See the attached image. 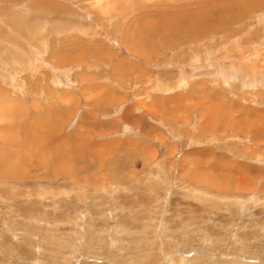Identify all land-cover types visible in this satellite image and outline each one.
I'll return each mask as SVG.
<instances>
[{
	"label": "rangeland",
	"instance_id": "rangeland-1",
	"mask_svg": "<svg viewBox=\"0 0 264 264\" xmlns=\"http://www.w3.org/2000/svg\"><path fill=\"white\" fill-rule=\"evenodd\" d=\"M0 264H264V0H0Z\"/></svg>",
	"mask_w": 264,
	"mask_h": 264
},
{
	"label": "crops",
	"instance_id": "crops-1",
	"mask_svg": "<svg viewBox=\"0 0 264 264\" xmlns=\"http://www.w3.org/2000/svg\"><path fill=\"white\" fill-rule=\"evenodd\" d=\"M228 121V120H227ZM232 121V119L230 118V122ZM232 123H233V121H232ZM235 151H232L230 154H228V156H226V159L224 158V154H223V152H214L213 154H211V156H210V162H211V164L212 163H214V162H216V163H218L219 162V164H218V166L217 165H215V166H217V167H220L221 166V164H220V162L222 161V160H224V161H226V164L229 166V170H230V174L231 173H239V171H238V169H245V170H249V169H252V168H256L257 166H258V164H252V163H250V160L249 159H246V158H244V159H242V157H239V155L240 154H238V155H234L235 153H234ZM238 153V152H237ZM240 153V152H239ZM218 155H221L220 157L221 158H218L217 160H216V158H217V156ZM243 156H244V154H242ZM241 155V156H242ZM223 156V157H222ZM254 158V157H253ZM246 159V160H245ZM214 161V162H213ZM243 161V162H242ZM215 163V164H216ZM226 165V166H227ZM220 168H222V166L220 167ZM219 168V169H220ZM241 169V170H242ZM243 169V170H244ZM240 170V171H241ZM244 170V171H245ZM220 171H221V169H220ZM217 176V175H216ZM240 176V175H239ZM216 179V182H217V184H221V185H224L225 183H220L221 182V180H224V179H220L219 180V178H215ZM220 181V182H219ZM242 182V181H241Z\"/></svg>",
	"mask_w": 264,
	"mask_h": 264
}]
</instances>
